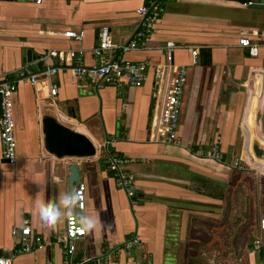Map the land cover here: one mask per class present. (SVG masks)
<instances>
[{
    "label": "crops",
    "instance_id": "crops-1",
    "mask_svg": "<svg viewBox=\"0 0 264 264\" xmlns=\"http://www.w3.org/2000/svg\"><path fill=\"white\" fill-rule=\"evenodd\" d=\"M250 1L0 0V79L14 81L11 74L20 69L39 76L34 86L15 81L14 164L4 162L0 146V256L19 245L21 236L14 238L12 229L27 224L44 245L16 256L13 264H65L57 241L65 236L67 218L44 229L38 210L42 202L69 191L68 168L77 165L80 176L72 191L85 185L80 213L98 220L94 230L78 239L76 260L100 259L108 251L116 253L109 255L108 264H220L217 257L231 248L234 264H262L253 242L259 236V218H264V0ZM150 5L160 9L150 37L138 50L118 54L115 49L106 55L146 61L145 83L131 87L120 81L96 91L87 78L72 76L68 52H81L85 67L99 64L91 54L99 30L109 29L114 46L127 45L141 29L137 10ZM68 31L82 33V40L64 37ZM243 37L258 45L256 57L239 45ZM169 42L174 49H166ZM192 49L198 50L195 64ZM51 50L67 60L61 67L51 60L59 67L52 79L54 97L44 75V55ZM159 67L160 83L155 74ZM180 67L187 70L178 127L183 146L152 143L153 120ZM45 116L87 137L95 156L58 159L48 154L42 134ZM216 140L224 160L196 154ZM106 141L109 150L135 160L128 167L136 185L133 200L104 169ZM235 162L244 170L233 168ZM233 185L234 201L237 193L249 206L241 219L236 217L233 241L226 247L223 224ZM258 185L263 190L259 198ZM133 238L141 246L128 254L124 244Z\"/></svg>",
    "mask_w": 264,
    "mask_h": 264
},
{
    "label": "built area",
    "instance_id": "built-area-1",
    "mask_svg": "<svg viewBox=\"0 0 264 264\" xmlns=\"http://www.w3.org/2000/svg\"><path fill=\"white\" fill-rule=\"evenodd\" d=\"M25 2H32L40 4L41 0H24ZM251 4V3H250ZM137 14L141 19L140 32L124 46L116 47L112 44L110 31L107 27H102L98 32L97 44L92 49L91 54L100 60L99 64L85 67L81 63V52H68L72 64L69 66L72 76L76 79L87 78L92 84L94 90H99L108 85H114L120 81H126L131 87H140L147 79L148 63L131 62L122 60L118 57L117 60H111L106 55L117 50L118 54H124L131 51L138 50L145 40L152 34L155 24L160 17V9L157 5L142 6L137 10ZM68 39L74 41L82 40V33L68 31L63 34ZM239 45L248 50L251 57H256L258 54V45L253 44L248 37H243L239 41ZM175 48L174 43L166 44L167 50ZM191 55L195 64L198 56V50L192 49ZM55 59L57 65L60 67L66 64V58L63 54L56 51H47L44 55V60L47 64V69L44 73L48 81V90L51 97L57 95V86L52 82L53 77L58 73L59 67L51 64V60ZM168 61L171 60L170 55ZM156 80L160 83L162 81V70L157 68L155 70ZM14 81H9L7 78L0 79V146L2 158L9 164H14L16 160L17 140L15 136V119H14V102L13 97L16 91L15 81L28 80L31 85H36L39 81L38 75H33L30 72L20 69L11 74ZM187 82V70L185 67L176 68L173 77L170 79L165 88L164 95L158 109V114L153 120L150 141L152 143L181 147L183 143L178 136V127L180 124V116L182 109V99L184 87ZM160 88V87H159ZM158 92V89H157ZM116 140H119L117 137ZM110 142L104 143L106 150L105 159L103 161L104 169L111 174L116 185L122 189L128 199L133 200L136 197L135 179L128 167L135 162V160L128 159L109 150ZM108 149V151H107ZM196 154L204 159L221 162L224 156L220 149L219 140L214 141L209 148L199 149ZM235 169L244 170V167L235 162L232 166ZM73 191L81 193V201L77 211L80 213L84 210L85 202V185L79 184ZM15 238L21 236L19 245L14 248L9 255H1L0 262L4 264H13L16 256L27 254L39 250L44 245V240L38 236H33L30 227L25 224L21 229L13 228L11 231ZM85 235L79 226L73 222L72 219L67 218L65 236L58 239L57 243L61 247L65 264H108L109 255H116L114 252L104 251L100 259L96 260H76L77 255V241ZM140 241L133 238L124 244V250L129 254L133 249L140 248ZM253 249L259 252L264 264V218L259 221V236L253 242ZM110 253V254H109ZM136 264H144L142 260L136 261Z\"/></svg>",
    "mask_w": 264,
    "mask_h": 264
},
{
    "label": "water",
    "instance_id": "water-1",
    "mask_svg": "<svg viewBox=\"0 0 264 264\" xmlns=\"http://www.w3.org/2000/svg\"><path fill=\"white\" fill-rule=\"evenodd\" d=\"M243 4L250 3V0H232ZM258 1V0H254ZM40 65H38L39 67ZM42 134L44 136L45 151L58 159L76 158L85 159L95 156L96 150L93 143L84 135L77 133L64 125L59 124L53 117L45 116L42 119ZM257 155L260 154L256 149ZM8 163L7 161H4ZM69 191H72L74 185L79 181V168L77 165H70L68 168ZM263 194L261 186L258 185L257 197ZM260 210V206L258 205ZM260 221V218H259Z\"/></svg>",
    "mask_w": 264,
    "mask_h": 264
},
{
    "label": "clouds",
    "instance_id": "clouds-1",
    "mask_svg": "<svg viewBox=\"0 0 264 264\" xmlns=\"http://www.w3.org/2000/svg\"><path fill=\"white\" fill-rule=\"evenodd\" d=\"M81 201V193L78 191H65L59 194L54 201L42 202L38 210L39 224L44 229L54 228L65 218H70L84 233L97 227L98 218L85 213H77ZM4 264V262H0Z\"/></svg>",
    "mask_w": 264,
    "mask_h": 264
},
{
    "label": "rangeland",
    "instance_id": "rangeland-1",
    "mask_svg": "<svg viewBox=\"0 0 264 264\" xmlns=\"http://www.w3.org/2000/svg\"><path fill=\"white\" fill-rule=\"evenodd\" d=\"M236 188V187H235ZM242 192L244 193V189L242 190ZM239 192V193H242ZM238 193V194H239ZM226 194V193H225ZM231 195V197L227 198L229 203L230 200H232L231 206H229V208H227L226 213L227 218L224 221V226L226 225V228L224 230V233L222 235L223 241L225 242V245L227 247V245H229V243H231V241H233V236H234V226H236L238 224V222H236V217H238V219H241V214H243L245 212L246 207L248 208L249 205H247L246 207L243 204L242 201V195L240 197V195L237 197V193H236V201H234V185H233V191H231V193H229ZM258 207H254V211L252 212V214H254V216H258V212H257ZM234 212H236V215L234 214ZM231 249V248H230ZM228 249L226 250V254H222L221 256L219 255V258L217 257V262L219 261L220 264H234V250L233 252H231V250Z\"/></svg>",
    "mask_w": 264,
    "mask_h": 264
},
{
    "label": "trees",
    "instance_id": "trees-1",
    "mask_svg": "<svg viewBox=\"0 0 264 264\" xmlns=\"http://www.w3.org/2000/svg\"><path fill=\"white\" fill-rule=\"evenodd\" d=\"M203 58H206V54H205V56H202Z\"/></svg>",
    "mask_w": 264,
    "mask_h": 264
}]
</instances>
